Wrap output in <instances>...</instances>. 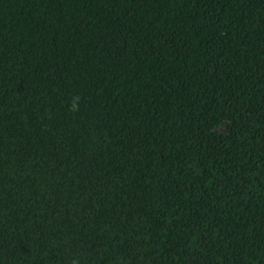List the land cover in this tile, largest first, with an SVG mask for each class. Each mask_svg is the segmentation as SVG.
Returning <instances> with one entry per match:
<instances>
[{"label":"trees","instance_id":"obj_1","mask_svg":"<svg viewBox=\"0 0 264 264\" xmlns=\"http://www.w3.org/2000/svg\"><path fill=\"white\" fill-rule=\"evenodd\" d=\"M0 264H264V0H0Z\"/></svg>","mask_w":264,"mask_h":264}]
</instances>
